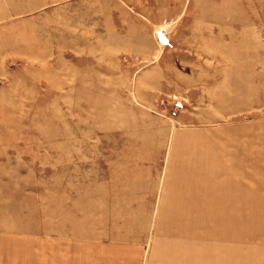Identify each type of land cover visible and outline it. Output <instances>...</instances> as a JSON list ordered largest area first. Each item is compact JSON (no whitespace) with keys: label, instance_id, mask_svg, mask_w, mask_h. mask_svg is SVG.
I'll use <instances>...</instances> for the list:
<instances>
[{"label":"rangeland","instance_id":"rangeland-1","mask_svg":"<svg viewBox=\"0 0 264 264\" xmlns=\"http://www.w3.org/2000/svg\"><path fill=\"white\" fill-rule=\"evenodd\" d=\"M59 245L264 264V0H0V261Z\"/></svg>","mask_w":264,"mask_h":264},{"label":"crops","instance_id":"crops-1","mask_svg":"<svg viewBox=\"0 0 264 264\" xmlns=\"http://www.w3.org/2000/svg\"><path fill=\"white\" fill-rule=\"evenodd\" d=\"M59 247H60L59 250H61L62 255L66 257V258L65 257H61V258L62 259H66V261H59V263H57V264H72L71 261L67 260V254H70V252L73 249L75 250V247H73L72 245H59ZM78 248L81 249V247H78ZM89 248H90V246L89 247H85V250H82L83 248L81 249L82 253L85 255V256H82V258L87 259V254L90 252ZM0 253H1V251H0ZM5 254H6V256L2 257L3 259H5V262H3L4 260L0 261V264H9V250L8 249H7ZM45 261H42V263H40V262L38 263L37 262L36 264H46ZM49 262H52V261H49ZM10 264H13V263H10ZM53 264H55V263H53ZM74 264H88V262L87 261H81V262H75Z\"/></svg>","mask_w":264,"mask_h":264},{"label":"water","instance_id":"water-1","mask_svg":"<svg viewBox=\"0 0 264 264\" xmlns=\"http://www.w3.org/2000/svg\"><path fill=\"white\" fill-rule=\"evenodd\" d=\"M158 40H159L161 43H165V39H164L162 36H158Z\"/></svg>","mask_w":264,"mask_h":264},{"label":"bare ground","instance_id":"bare-ground-1","mask_svg":"<svg viewBox=\"0 0 264 264\" xmlns=\"http://www.w3.org/2000/svg\"><path fill=\"white\" fill-rule=\"evenodd\" d=\"M158 36H161V35H158Z\"/></svg>","mask_w":264,"mask_h":264}]
</instances>
